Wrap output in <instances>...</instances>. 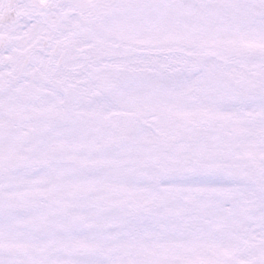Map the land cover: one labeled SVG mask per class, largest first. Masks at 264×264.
Wrapping results in <instances>:
<instances>
[{
	"label": "snow or ice",
	"instance_id": "1",
	"mask_svg": "<svg viewBox=\"0 0 264 264\" xmlns=\"http://www.w3.org/2000/svg\"><path fill=\"white\" fill-rule=\"evenodd\" d=\"M0 264H264V0H0Z\"/></svg>",
	"mask_w": 264,
	"mask_h": 264
}]
</instances>
